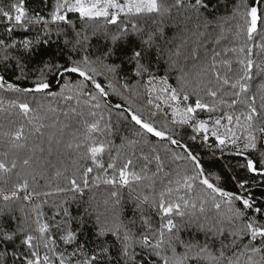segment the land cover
I'll return each instance as SVG.
<instances>
[{
  "label": "snow or ice",
  "instance_id": "snow-or-ice-1",
  "mask_svg": "<svg viewBox=\"0 0 264 264\" xmlns=\"http://www.w3.org/2000/svg\"><path fill=\"white\" fill-rule=\"evenodd\" d=\"M37 7L0 0V264H264V0Z\"/></svg>",
  "mask_w": 264,
  "mask_h": 264
},
{
  "label": "trees",
  "instance_id": "trees-1",
  "mask_svg": "<svg viewBox=\"0 0 264 264\" xmlns=\"http://www.w3.org/2000/svg\"><path fill=\"white\" fill-rule=\"evenodd\" d=\"M39 2H40V0H26V6H27V8L29 9V11L31 12L33 9H36V10H38V4H39ZM249 2H251V0H249ZM3 30V28H2V26H0V31H2ZM23 35H24V33H20V32H17L16 34H15V36H16V38H22L23 37ZM55 83H57L56 81H53V85L55 84ZM173 83H174V80H173ZM54 89H56V87L54 88ZM113 99H115V98H113ZM203 159H204V164H205V167L206 168H208V167H214V166H212V164H211V160H210V154H204V157H203Z\"/></svg>",
  "mask_w": 264,
  "mask_h": 264
},
{
  "label": "water",
  "instance_id": "water-1",
  "mask_svg": "<svg viewBox=\"0 0 264 264\" xmlns=\"http://www.w3.org/2000/svg\"><path fill=\"white\" fill-rule=\"evenodd\" d=\"M56 84H57V83H55V84L53 85V88H55V87H56Z\"/></svg>",
  "mask_w": 264,
  "mask_h": 264
}]
</instances>
